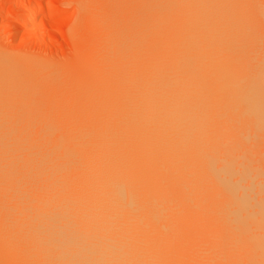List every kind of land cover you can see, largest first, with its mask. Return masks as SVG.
Returning a JSON list of instances; mask_svg holds the SVG:
<instances>
[{
    "label": "bare ground",
    "instance_id": "1",
    "mask_svg": "<svg viewBox=\"0 0 264 264\" xmlns=\"http://www.w3.org/2000/svg\"><path fill=\"white\" fill-rule=\"evenodd\" d=\"M234 1L237 3L236 0ZM228 2L230 1L122 0L124 5L120 2L123 6V9H120L123 11L126 9L125 15L122 12V17L129 21L126 19L129 27L125 24L126 28L122 27V29L128 30L127 28L134 26L130 29L132 32L137 30L135 28L137 26L140 34L132 32L135 34L132 35L128 31L132 36L128 33L126 34L130 37L125 33L124 36L120 35L128 39L132 37L131 42L126 41V43H133L128 45L135 54L131 49L126 51L130 47L127 46L125 49L127 38L121 42L123 46L114 43L120 46V52L123 49L126 51V54L124 51L123 55L120 53L119 57L125 54L124 61L120 58L122 63L120 60L114 61L119 63L118 66L115 64V67L122 72H118L121 75L115 78L116 81L114 79L115 86L110 85L117 90V92L114 91L117 95L113 92L116 99L111 102L113 104L106 102L104 105L110 104V114L106 117L110 121L112 119L110 117H113L115 122L112 120L113 123L107 121L105 124L103 121L101 125L98 123L99 125L93 126L91 130H83L79 126L78 129L68 130L67 125V129L65 127L64 130H58L55 126V130L54 125L51 124L55 121L49 122L51 127L46 129L48 126L45 123L48 122H45L46 116H44V125L38 124L40 121L35 120L38 122L35 127L40 125V129H43L42 126L46 128L38 131L40 129L37 127V132H34L36 129L33 131L30 129L31 123L27 126L28 119L25 120L26 126H24L25 122L22 123L23 125L20 123L25 118L19 119V116L16 119L13 117V120L8 119L11 116L6 119L0 118L2 119L0 121V176L8 178L0 184L5 185V182L8 183V180H11L9 184L12 182L10 186H13L10 189L9 184L6 183L8 187L3 186L5 188L3 192L7 194L0 190L4 198L0 197L3 200L7 199V203L11 202L9 206L7 204V207L9 212L13 213L14 226H17V222L21 228L26 229L24 233H18L17 243H13L12 247L20 246L21 242L42 245V247L44 245L48 252H44L45 255L38 254L43 255L44 258L47 254L53 253L58 257L57 259H60V262L56 264H152L156 256L160 254L159 252L167 254V246L171 245V251L175 246L173 242L176 240L172 241V239L174 240L178 227L177 223H174L175 218L170 216L176 215L178 211L177 207H174L177 196L176 194L172 196L170 191L172 187L169 185L175 181H177L176 184L184 182V184L194 185L191 180L187 181H189L188 177L195 174V186H199L197 188L203 184L202 189L204 185L208 186V189L212 191L210 193L214 196L217 193L218 195H221V192L224 193L221 197L230 204L231 215L236 214L232 217L236 226L228 225L227 231L229 227H236L238 230L235 228L237 232H234L235 230L231 228L229 231L233 232L228 231V234H232L230 237L233 236V238L228 239V235L226 239L229 243L230 239H233L234 244L237 245L231 243L233 248L229 246L231 253L227 254L228 256L224 252L226 250L223 248L224 245L222 246V252L225 253L224 256H227L228 263L239 264L241 263L239 258L242 255L246 257L249 250L250 253L251 250H257V255L251 256V259H256L255 263L254 261L247 263L244 259L245 264H264V184L261 186L262 184L260 185L257 180L258 173L262 170L259 163L261 161L256 164L252 160L254 152L250 148L253 149V143H249L252 140L254 142V139L243 130H237L233 135H226L220 127V124L223 126L227 123V121L222 123L220 120V111L226 114L241 103L242 110L250 108L253 113L255 125L250 131L251 134L258 126L264 124L263 59L259 60L258 57L253 56L256 54L253 52L256 50H253L254 46L245 50L247 44L237 41L240 35L237 29H240V25L238 24V28L235 26L237 23L233 25L237 19L232 21L233 15H228ZM242 2L241 0L240 3ZM235 3L233 2L234 5ZM229 7L231 9V5ZM238 7H241L240 4ZM252 8L254 9L253 6ZM235 14L237 15V12ZM121 21H123L122 18ZM126 21L124 19V23ZM124 23L122 22L121 25L124 26ZM119 34L120 32L115 36L119 38ZM246 34L248 33L240 35L239 40ZM256 34L258 37L259 32ZM135 36L137 37L134 41ZM117 38L115 37L116 42H118ZM115 39L113 37L112 40L115 42ZM121 40L123 39L120 38ZM236 50L242 54L235 60ZM244 52L245 57L242 56ZM238 58L241 60L238 61ZM226 64L230 65L227 66L228 68L233 67L232 69L236 65L241 71L240 74H235L236 72L232 70L231 74L238 77L235 79L229 76L228 80L225 78V83L222 84L218 72L226 70L227 67L224 68ZM5 65L6 62L0 59V71L3 67L9 66L8 63ZM5 75L0 79L5 78ZM205 78L209 79L208 84ZM4 82H7V79ZM9 84L12 85V82ZM225 85V90L230 92L229 97L220 100V94L225 92L221 87ZM108 86L109 84L107 89ZM112 89L110 90L113 91ZM110 90L108 94H105L112 93ZM34 119L29 120L34 121ZM241 125L239 123L234 128ZM243 143L249 144L248 147ZM189 170L191 173L187 176ZM261 174L262 172L259 178ZM166 181L171 182L168 184L165 183ZM163 182L168 184H163L166 189L161 184ZM136 184L141 185V188ZM160 185L163 189L159 188ZM194 187L193 190L196 191ZM191 191L192 189L190 193L189 191L186 193L196 196L195 192ZM199 191L200 189L196 193L201 194L202 192ZM9 195L11 199H8ZM172 197L174 198L172 207L176 211L173 209L172 215L165 213V219L162 213L165 207L162 206L161 209L159 205L163 201H172ZM182 199L184 201V198H181V201ZM234 203L236 207L233 208ZM159 219L166 222L160 224ZM5 228L0 231V257L5 259H0V264L5 261L3 264H18L20 260L19 262L16 260V251L11 250L13 253L8 250L15 259L13 262L10 254L3 252L10 248H2L4 243L1 245V239L9 234L4 236ZM21 230L19 227L18 232ZM217 232L215 230L214 234L216 235ZM236 233L240 238L235 237ZM210 237L212 238V235ZM217 238L220 240L223 237L217 236ZM234 238H237L238 243ZM228 241L225 242L226 248L230 245ZM164 247L167 251L162 250ZM214 247L216 250L220 246ZM209 252L213 251L209 250ZM222 252L218 254L221 256ZM2 253L5 255L2 256ZM213 253L211 256L215 254ZM162 254L159 255L161 258L157 259L162 260L163 255L166 256ZM6 255L8 260L5 258ZM224 256H222L223 259ZM217 260L221 262L220 257ZM228 263L226 261V264Z\"/></svg>",
    "mask_w": 264,
    "mask_h": 264
},
{
    "label": "rangeland",
    "instance_id": "2",
    "mask_svg": "<svg viewBox=\"0 0 264 264\" xmlns=\"http://www.w3.org/2000/svg\"><path fill=\"white\" fill-rule=\"evenodd\" d=\"M229 1L230 2H228V5L229 6L231 5V9L233 11H231L230 7L227 6L229 8L227 11L229 14L228 13L227 14L230 16L233 15L232 21L237 19V21L236 20L234 21L233 25L237 23L235 25L237 28L240 25L239 27L241 30L239 28L237 29L239 30L240 35L242 34L244 35L245 33H248L245 35L246 38H242V37H245V36H242L240 40H239L240 38V35H239L238 36L239 38L237 39V41L240 43L244 42L245 45L247 44V46L245 47V50H247L248 47L252 48L254 46L253 50L255 49L256 50L253 52L256 54H253V56L255 58L258 57L257 59L259 60L263 59L262 61L263 62L262 69H263L264 68V33L262 32H264V18H263L264 16L261 17V15L262 14L264 15V0H250V1L242 0L243 1L242 3H240L241 0H236L237 3H235L234 0H232V2L231 0ZM120 2L122 3V0L121 1L120 0H106V1L105 0H100V1L91 0L90 2L89 0H83V1L82 0H0V59L4 60L6 62V65L7 63L9 65L8 67H3L5 69L2 68V70L0 71V75H1L0 77L2 76L4 77V75L6 74L5 78L0 79V83L3 81L0 84V118L5 117L6 119L9 116H11V118L10 117L8 118L9 120H13L12 119L13 117L16 119L17 116H19L18 117L19 119L25 118L23 119L24 121L21 120L23 121L21 123L17 119V121H19L20 124L24 123L25 120L28 119L27 124L31 123V126L30 124L27 126H30L31 127L30 129H32V131L36 129V131L34 132H37L38 128L41 127L40 125H38L37 126L38 128H37L35 127V124L37 125L39 121L40 122L38 124H42L43 120L45 121V119H46L45 122H48V123L55 121L54 123H51L54 125L55 130H56V127H58L57 128L58 130L60 129L64 130L65 127L66 129L69 127L68 130L78 129V126L81 127L83 130H91L93 126L99 125L98 123H100L101 125L102 124L101 122L103 121H104L103 123L105 124H107L106 123L107 121L111 122L113 120L115 122V119H113V117H110L112 118L111 121L110 119H107L108 114H110V110H111V108H109L111 107L110 104L109 106L108 105L104 106L106 105V102L108 104V102L111 103L114 101V99H116V97L114 96L117 95L116 93L117 90H115V88L112 86L116 83V82L113 83L114 79L118 75H121V74H118V72H121V71L118 70L119 68L115 67L116 66L115 64H117L118 66L119 63H116V62H118V60L121 61L126 54L125 52L131 49L130 45H132L133 43L130 44L129 42H131L130 40H132V37L129 39L128 37L135 35L133 33L140 32L139 31L140 29L137 26L135 28L139 30L138 31L133 30L132 31L133 33L131 32L130 29H133L134 26L131 27L132 25H130L131 28H127L128 30L125 29L126 28L125 24L128 26L129 21L127 18L122 17V12H123V15H125L124 13L126 9L124 8L125 10L124 11L122 10L123 3L120 4ZM233 2L235 3V5L233 4ZM254 3H255V6H254ZM239 4L241 7L243 6L242 7L244 9L243 12L241 10V7H238ZM236 5L238 6L236 7ZM252 6L254 7V9L252 8ZM236 12H237V15L240 12L241 13L240 15L237 16L235 14ZM245 13H247V15ZM121 18L123 21H121ZM124 19L125 21L127 19L128 22L126 21V23H124ZM120 22L121 23L123 22L124 26L121 25ZM129 24H131V22ZM122 27H125L124 28L125 30H123ZM120 30L124 32L121 33ZM128 31H130L132 35L131 33H128ZM251 31H253L255 34ZM119 32H120L119 36L122 34H123L122 36H124L126 33H128V35L130 34V36L126 34L128 37L120 36L119 38H117L118 36H115V35ZM258 32H259L258 34L259 36L257 37L256 33ZM139 34H136V35L138 36ZM112 36L114 37V39L116 37L118 42H116V39L114 42V40H112L113 39ZM137 36L133 37L134 41ZM252 36L253 37L255 36V38H252ZM120 38H122L123 40L120 41ZM249 38L252 40H250ZM245 39H249V40H247L246 42ZM257 39L259 40L257 41ZM124 40H125V43L126 41H129L128 43L125 44L126 45L125 49H127V46L128 47L130 46V47L126 51L123 49L125 54L123 57H119L121 56L120 53L122 54L123 51L121 50L122 52H120V48H119L120 46H117V44L121 45V42H123ZM253 40H255V42ZM114 43H117V44H114ZM248 43H249V46H248ZM252 43H256V44H252ZM131 50L129 52H131ZM229 50H227V52ZM115 51L117 54L115 53ZM132 52H134V50H132ZM230 52L232 54V51ZM234 53H235L234 54L235 60L237 59L239 55L242 54V52H239L237 50ZM244 53L242 56L245 57L246 53L245 54ZM134 54L131 53V55H134ZM240 60L241 59L238 58V61ZM114 61L116 62L114 63ZM123 61H121V63ZM228 65L229 64H226L225 67L223 65V67L226 68ZM235 67L236 65L234 66V69H232L233 67H231V68H228L229 70L226 68V70L223 69L222 71L218 72L220 74L219 76L220 83L224 84L225 83L224 79L226 78L228 80L229 76H231L232 78L234 77L235 79L236 77H238V75H235V74H240L241 70ZM232 70L234 71V73L235 72L236 73L231 74L233 73L231 72ZM226 71H229L230 73ZM112 73L114 74L112 75ZM117 78H119V76ZM6 79L8 83L4 82L6 81ZM208 81L209 79H206L207 84H208ZM11 82H12V85L9 84ZM107 83L109 84L108 86L109 90L114 88V90L112 89L113 91L110 90V92L112 93H110L109 95H107L109 93V90L107 89V85H108ZM221 88L225 90L226 85L224 87L222 86ZM103 90H105L106 92ZM113 92L115 95L113 94ZM229 93L230 92L225 90L224 93L222 92L220 94L219 99L225 100L226 98L229 97ZM239 93H240V90H239ZM242 108H243V104L241 103V104L236 105L233 111L227 112L226 114L220 111V114H221L220 120L222 121V123L227 121V123L223 124V126L222 124H220L221 125L220 127L223 128V131L226 132V135H233L237 130H243V131H247L249 135L253 136L251 137L254 139V142L252 140V142L249 143V144L253 143L252 144L253 149L250 148V150L254 152L252 160L254 163L256 162V164L257 162L261 161L259 162L260 169L262 168L263 171L261 170L259 172L260 173L262 172L261 174L262 176L259 178L260 173H258L259 176L257 175L258 176L257 180L259 181L260 185L262 184L261 186H263L264 184L263 183L264 182V178H263L264 177V163H263L264 162V124L261 126H258V128L253 130L254 133L252 132L253 134H251L250 131L252 130V127L255 125L254 119H253V113L252 111H250V108L249 109L245 108V110H242ZM106 111H108L109 113ZM25 116L26 117L28 116V117L26 118ZM44 116L48 118L45 117V119H43ZM33 117L34 118L37 117L40 119L42 117V120L40 119L37 120V118L34 119ZM29 119H32V120L34 119V121L36 120L38 122L35 121L36 122L35 123L34 121L29 120ZM47 119L49 120L47 121ZM101 119L103 120L101 121ZM1 120L2 119H0V121ZM32 122L34 123V126H32L33 124ZM48 123H45V125L47 124L46 126H48L47 128L46 126H42L43 129L39 128L40 130L38 131L44 130V128L49 129V127H51V124L49 123L50 124L49 125ZM239 123H241L242 125L240 127L234 128ZM24 126H26V122ZM249 144L243 143L244 146H247ZM188 173L190 174L191 170H189L187 174ZM189 174L187 176H189ZM194 176L188 177L189 181H187V182H190L191 180V182H193L194 185L192 183H191L192 185L190 183L188 184L187 182H186L187 184H184V182L180 183L179 181L178 183L180 184H176L177 181L175 182L166 181L165 182L168 184H170V182L172 183V185L171 184L169 185L170 187H172V190L170 191L172 193V196L173 194H176L177 200L175 199L174 201V198L172 197V201H163L164 204L160 202L161 205L159 206H161V209H162V206L166 208L165 209L163 207L164 212L162 213L164 214V216H165V213L166 215L167 213H170V215H172V211L174 207L175 208L177 207L176 209L178 211L174 209V211H176L175 213L176 215H172L170 217H172L173 219L175 218L174 223H177L178 228L176 230L178 231L174 235L175 237L174 240L171 238L172 241L176 240L175 242H173L175 246L172 245V247L174 246L173 250L172 251L170 250L172 249L171 245L170 247L167 246L168 251L166 247L162 248V250L166 249L165 251H167L168 255L166 254V252L165 253L163 252V254H165L166 256H164L162 252H159L160 254L159 253L158 254L160 256L162 254L163 257H162V260L161 259L159 260L157 258H161V257L157 254L159 257L156 256L157 258H155L153 262L156 261L157 259L159 263L156 261L155 264H161L162 261H165V262H162V264H196V263L197 264H226V261L228 263V260L226 259V257L228 256L227 254L230 255L231 253L229 250L230 249L229 246H232L231 248H233V245H237V244H234L233 239H230L233 242L230 241L229 243L228 241L229 238L231 237L233 238V236L230 237V235L232 234L230 235L228 234V231L233 227H229V230L227 231L228 229L227 226L228 225L236 226L234 225L236 223L232 221V217H235L236 214L234 213L235 214V215L233 214L234 216L231 215L230 210H229L230 204H227L226 200H224V197L223 198L221 197L223 196L224 193L221 192L220 193L221 195H218L219 193H217V195L214 196L213 194H211L212 191L208 189V186L204 185L202 189L203 184L200 185L201 183H199L200 188H197L199 186L198 185L195 186L196 176L195 177ZM193 177H194V180L192 181ZM0 178H1L0 182H3L5 178L8 179L7 177L3 175H1ZM258 178L263 180V182H260ZM9 181L11 180H8V183L5 182V185L6 183L9 184ZM11 183L12 182H10V184ZM165 183L164 182L161 183L162 186ZM174 183L176 185H173ZM242 183L244 184L245 182H242ZM168 184H165V185H168ZM0 185H1L0 190H2L1 192L5 193V191L3 192V190L7 188L8 185L6 186L3 184H0ZM136 185L138 186L139 184H136ZM189 185L191 187H189ZM3 186H5V188ZM162 186L160 185L159 188H161ZM173 186H174V189H173ZM185 186L187 187V189ZM192 186L196 187V188L194 187L196 191L193 190ZM11 187L13 186H10V189ZM138 187L141 188V185H139ZM152 188L155 190L154 187ZM164 189L166 188L164 187ZM190 189H192L191 192H195L194 194H196V196L188 194L190 193ZM199 189H200L199 192H202L203 195H201L202 193L201 194L196 193L197 190ZM186 190H188L189 192ZM12 191L13 189L11 190V192ZM11 192L9 191V194ZM2 193H0V196L3 197L4 194ZM6 194L7 193H5V195ZM10 195L8 196V199H11ZM178 196H183V197H178ZM2 197H0V214H1L0 215V228H1L0 231H3L2 229L5 228V225H6V228H5L6 230L4 231L6 232L8 229L9 232L8 231L6 233L3 232L4 236L5 234L6 235L8 233L9 234L7 235V237L5 236L1 239L2 241L1 245H3L4 243V246L2 248H5V249L10 247L7 250H3V252L8 253L11 250L16 251L15 252V254H17L15 255V257L17 258L16 260L17 262H19L18 260H20V263L18 264H22V263L23 264L24 263L25 264L26 263L27 264H43V263L45 264L46 262H47L46 264H54V263L56 264V262H60V259H57L58 257L54 255L53 253L52 254L49 253L47 254L48 256L46 255L43 258V255H45L44 252H48L44 245L42 247V245L36 246L35 244H31V243L27 244V242H21L20 246L16 245L15 248L11 246L13 243H17V238L19 235L18 233H24L26 229L21 228V225L19 226L17 222H16L17 226H14V223H13L14 219L12 218L13 213L11 214L9 212V208L7 207V204L9 206V204L11 203L10 201L12 200L9 201L10 203H7L8 202L7 199L3 200L4 197L3 198ZM181 198H184V201L183 199L181 201ZM221 199L222 201L224 200L225 202L224 201L222 202ZM185 201H187V203ZM178 202H180L181 204ZM173 203L175 205L174 207H172ZM182 203L184 204L182 205ZM185 203L187 204V206H184L186 205ZM232 206L233 208L234 206L236 207V203H234V205ZM229 217L231 218L230 220H229ZM165 219H166V216H165ZM170 220L172 221V219ZM225 220L227 223L225 222ZM160 221H159L160 224L163 222H166V220L161 221V222ZM221 221H224L225 223L223 222L224 223L223 224ZM180 222H183V223L180 224ZM220 223H222L223 228H221L222 225ZM219 224L221 225V227ZM180 225L182 227H180ZM19 227L20 229H22L21 232L20 231L18 232ZM235 228L236 227L233 228V231L235 230ZM221 229H224L226 231L224 230L222 231ZM215 230L216 232L218 230L216 235L214 234ZM237 230H235L234 232H237ZM211 235H212V238L210 237ZM238 235L239 234H237L235 237H237ZM2 236L3 235L1 234V237ZM217 236H219V238L223 237L222 238L223 240L220 239L222 240L220 241L218 238L216 239ZM227 237L228 239H226ZM4 238L6 242L3 241ZM238 238L240 237L238 236ZM234 239L237 242V238H234ZM214 241H216V243ZM227 241L230 244L228 245V248L225 247L227 245L226 244ZM223 242L224 243L226 242V243L224 244ZM213 245L216 247L220 246L216 248V250L219 249L217 250L218 252H216V250L214 249L215 247ZM223 245H224L223 248L226 249L224 250V252H226L227 256H224L225 253L222 252ZM220 248L222 250H220ZM208 249L210 251L212 250L215 254L213 252L211 253H213L215 256L220 251L222 252L221 254L223 255L220 256L219 255L220 253H219L216 256L217 258L216 257L214 258L213 257L214 255L212 254L213 256H211V253L209 252ZM252 251L253 250H251V253H253V255L250 253V250L248 251L249 253H247L246 257H249V258H246L245 256L242 255V257L239 258V261L241 262L239 264H245L246 262L244 261V259L247 261V263L251 261L252 262L254 261L255 263L256 259L255 258L251 259V256L255 257L257 255V250L253 252ZM33 252H37V253L34 254ZM38 253H41L43 255L38 254ZM2 254H3L2 256L5 255L4 253ZM18 254L20 255L18 256ZM8 255L11 257L12 262H13L15 259L14 257H12L13 256L12 253H8ZM8 255H6L5 257L7 258V260H8V257H7ZM21 256L22 258H19ZM218 256L221 258V262L217 260L219 258ZM222 256H224L225 258L223 259ZM53 257H55V259ZM211 257H213V259ZM163 258L165 260H163ZM0 259H3V257L2 258L0 257ZM11 259L9 260L10 263H12ZM30 259L31 261H28ZM249 259L250 261H248ZM40 260H43V261H40ZM222 260H226V261H222ZM5 262H2V264ZM17 262L15 261V263ZM48 262H51V263H48Z\"/></svg>",
    "mask_w": 264,
    "mask_h": 264
}]
</instances>
